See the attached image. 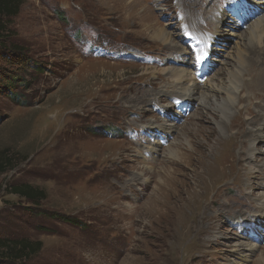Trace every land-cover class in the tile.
<instances>
[{
  "label": "rangeland",
  "instance_id": "374dc122",
  "mask_svg": "<svg viewBox=\"0 0 264 264\" xmlns=\"http://www.w3.org/2000/svg\"><path fill=\"white\" fill-rule=\"evenodd\" d=\"M231 1L137 0L131 9L125 0H23L11 42L40 68L0 59V155L9 160L0 179V233L44 244L28 264H235L239 243L256 248L245 264H264V86L253 85L249 71L264 72L258 53L244 68L241 106L230 108L221 165L212 163L193 187L198 154H212L202 139L216 127L196 95L220 70H232L230 53L247 43L230 35L234 26L243 34L262 15L256 6L259 13L241 20L242 13L230 14ZM149 26L176 32L178 48ZM191 35L205 42L191 37V50ZM179 48L186 65L174 54ZM201 55L210 58L211 79L195 85ZM167 69L186 72L173 81ZM151 122L173 136L148 130ZM156 137L163 148L178 143L184 157L168 161L151 147ZM20 185L44 191L40 208L78 227L39 220L52 234L26 225L31 206L11 194ZM186 189L198 198H183Z\"/></svg>",
  "mask_w": 264,
  "mask_h": 264
},
{
  "label": "bare ground",
  "instance_id": "6f19581e",
  "mask_svg": "<svg viewBox=\"0 0 264 264\" xmlns=\"http://www.w3.org/2000/svg\"><path fill=\"white\" fill-rule=\"evenodd\" d=\"M125 1L127 2V4L131 5V7H129L131 9L135 8V7L136 8L139 7L137 0H125ZM261 4H264V3L256 2L254 0H232L231 4L228 5L229 9L231 10L232 13H235L238 10H242V12L246 13V12H248L247 7H254L255 13H259L262 10V12H260V13H262V15L259 18H257L255 21L248 24V26H247L248 31L244 32L243 34H239V32H237V31L240 30V28L234 26L235 29L233 32H231L230 35H235V36H237V38H239L241 40L247 39V43L246 44H242V43L237 44L236 47H234L235 50L233 51V56H232V53H230L229 57L232 60V67H233L231 71L228 70V73L224 74V71L220 70L219 71L220 77H213L211 79V78H209L211 75L205 76L206 75L205 73L207 70L206 68H207L208 63L210 62V58L195 59L199 65V67L197 69V78L195 80V83H196L195 85L205 84L206 82H208L209 79H211V81L209 80V82L207 83V85L205 87L200 88V90L203 89V94L202 95H196L195 99H196V101L200 102V105H202L204 108H209L210 111L213 112V114L211 113L209 115L212 118V121L214 122V124L216 126L215 130H211V132H207L206 136H204L202 139V140H204V142L201 143V145L202 146L204 145V146H207V148H210L209 150H210V152H212L211 156H213V157L211 158V156L209 157L207 154H204L201 151L198 154L200 157H198L196 159L197 161H196L195 166H196L197 170L200 169L201 172L199 171V173H197V170H196L195 175H196L197 179L196 178L194 179L195 182L193 185V187H195V188L199 185L198 180L201 177L203 178L204 175H206V169L211 167L210 165H212V163L214 165V163L216 162V165H218V164L221 165V163L217 160V157H218V154H220V152H221L220 150L222 149V147H224V148L227 147V138L228 137L226 136L227 135L226 121H227L228 117L233 115L230 112V108L234 107L235 110L237 111L238 108L241 106V99H242L241 96L243 95V97H244V92L241 88L242 83L244 82V79H245L244 78V74H245L244 68H246V67L249 68L252 61H253V63H255L254 62L255 58L252 57V55H254V53H258L260 56L258 58L259 61L255 63L256 66H258V67L263 66L264 67V21H263L264 19L262 20V18H264V5H261ZM130 5H128V6H130ZM228 6H226V7H228ZM256 6H258L261 10L259 11ZM245 16H246V14H244V17ZM224 26H226V24L222 25L221 27H224ZM149 28H152L153 31H155L154 37L157 40L162 41L164 44H166L170 48H174V49L178 48L176 40L178 39V41H179V38L177 37V39H176V36H177L176 32H170L163 27L149 26ZM219 34H220V30L217 29L216 34L213 37L215 39L214 40L215 42L216 41L218 42L219 38L217 39V37H219ZM166 50L168 51L169 49H166ZM184 50L185 49H183V48H179V50L174 51V52H176L174 54L176 56H178L180 54L179 56H180V58H182V60H181L182 64L186 65V63H187L186 56H188V55L182 54V52ZM214 52H215V54H217V51H214ZM219 57H220V55H219ZM219 62H222V60ZM254 68H252V67L249 68L250 78H251L252 84L256 85V86H262L263 87L264 83H262V80L264 78V72L259 70L257 73V72H255ZM164 72L173 73L170 77L173 79V81H176V80H178V76L184 78L183 73H185L186 71L182 70V69H167ZM219 72H216V73H219ZM192 77H193V75H192ZM204 77L207 78L206 81H205ZM162 79H164V78L162 77ZM199 80H201V82L202 81H204V82L200 83ZM195 85H193L191 87V89L194 90L195 88H197ZM239 86H240V88H239L240 90L238 89ZM175 87H177V86H175ZM180 92L181 91H179V93ZM214 92L221 93V96L215 95L216 93L214 94ZM184 94H186V93H184ZM184 100H185L184 103L188 106L191 105V103L194 101V99L191 96L185 97ZM215 114H218V115H215ZM247 127H248V125H247ZM146 128L148 130H152V129L156 128V129L161 130L167 136H173L170 132H168L170 130L166 131V130H164V127L162 125H160V126H158L157 124L155 125L154 122H151V124L146 126ZM249 130H251L250 127H249ZM181 133L179 134L180 136H182L184 133L183 128L181 129ZM199 133H200L199 130L194 129L193 137H197ZM251 136H252V134H251ZM209 137L213 138L211 143H209L210 142ZM156 140H157V142H156ZM249 140H250V138L246 139L244 141L248 143ZM187 141H189V139H187ZM172 142L169 141L168 144L166 145V147L163 148V145L161 144L159 138L156 137L155 139H153V143L151 142V147H155L159 152H162V155H163V152H165L164 158L168 159V161H173V162L176 161L177 162V161H179V159L184 157V154L180 153L181 149L180 150L178 149V147H177L178 143L176 144V142H173V143ZM241 142L244 143L242 140H241ZM179 143H180V141H179ZM151 147H148V149H151ZM196 152L197 151H195V153ZM250 157L253 158V155H251ZM209 160H211V163H209ZM254 170H256V168ZM262 170L263 169H259L253 173L254 174L255 173H261ZM142 174H143V172H142ZM136 176H138V175H136ZM147 179L148 178H146L145 180H147ZM201 181H203V180H201ZM201 181H200V183H201ZM184 191L185 192H184L183 198H190V199L192 197L198 198L199 193H195V191L190 192L187 189ZM232 192L238 193V191H232ZM260 194L261 195L259 196V199L261 201H264V192H262ZM240 196L241 197H238V198H241L243 200L249 199L242 194H240ZM262 219H264V218H262ZM252 231H253V233L251 234V236H255L254 235V229H252ZM209 232H211V231H209ZM255 251H256V248L254 245H248V244H244V243L235 244L234 248L232 249V252H234L237 256L239 255L238 256L239 262L235 263V264H245L247 258H249L251 255H253ZM237 253H240V254L242 253L243 256H240V254H237Z\"/></svg>",
  "mask_w": 264,
  "mask_h": 264
},
{
  "label": "trees",
  "instance_id": "16d2710c",
  "mask_svg": "<svg viewBox=\"0 0 264 264\" xmlns=\"http://www.w3.org/2000/svg\"><path fill=\"white\" fill-rule=\"evenodd\" d=\"M23 4V0H0V59L4 57L9 61H15L19 64L26 63V65H31V68L37 69L40 67L30 62L23 55L24 51L11 42L14 37V31L11 29L12 21L19 16ZM5 91L15 95L10 89L5 88ZM8 164L9 160L0 155V179L8 172ZM2 189L3 186L0 183V192ZM11 194L16 195L31 206V208L25 209L29 221L26 225H30L31 228L34 225L36 230L53 234L45 224H40L39 220H57L74 227H78L80 224L75 219L42 210L40 208L41 203L48 198L46 193L38 188L28 185L15 186L11 187ZM14 235V237H10L0 233V264H28L42 253L44 244L41 241L30 239L27 236L19 237L18 234Z\"/></svg>",
  "mask_w": 264,
  "mask_h": 264
},
{
  "label": "snow or ice",
  "instance_id": "6c2138e0",
  "mask_svg": "<svg viewBox=\"0 0 264 264\" xmlns=\"http://www.w3.org/2000/svg\"><path fill=\"white\" fill-rule=\"evenodd\" d=\"M197 59H203V56L202 55L201 56H198Z\"/></svg>",
  "mask_w": 264,
  "mask_h": 264
}]
</instances>
